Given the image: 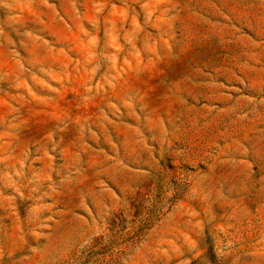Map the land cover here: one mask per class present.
<instances>
[{"label": "rangeland", "instance_id": "374dc122", "mask_svg": "<svg viewBox=\"0 0 264 264\" xmlns=\"http://www.w3.org/2000/svg\"><path fill=\"white\" fill-rule=\"evenodd\" d=\"M0 264H264V0H0Z\"/></svg>", "mask_w": 264, "mask_h": 264}]
</instances>
